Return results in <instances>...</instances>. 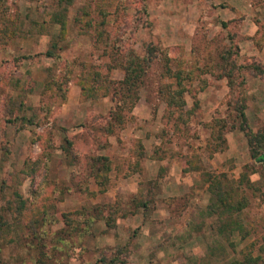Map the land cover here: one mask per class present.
<instances>
[{
	"label": "rangeland",
	"instance_id": "obj_1",
	"mask_svg": "<svg viewBox=\"0 0 264 264\" xmlns=\"http://www.w3.org/2000/svg\"><path fill=\"white\" fill-rule=\"evenodd\" d=\"M58 1L0 0V264H229L242 253L264 264L261 166L246 136L264 132V76L242 71L233 92L246 132L215 123L234 98L222 51L254 62L264 1ZM54 12L65 13L64 31ZM150 47L185 72L182 109L167 104L178 87L160 57L137 94L122 87L123 54L143 58ZM118 103L121 121L108 131ZM97 157L109 165L103 188ZM218 177L247 199L237 213L246 234H217L209 186Z\"/></svg>",
	"mask_w": 264,
	"mask_h": 264
},
{
	"label": "trees",
	"instance_id": "obj_2",
	"mask_svg": "<svg viewBox=\"0 0 264 264\" xmlns=\"http://www.w3.org/2000/svg\"><path fill=\"white\" fill-rule=\"evenodd\" d=\"M67 1V5H69V1L71 0H64ZM264 0H258L255 3V6L258 7L259 5H262L261 3ZM63 3V0H59L57 3V7L61 6ZM63 11H66L67 8H62ZM52 23L57 24L61 31L65 30L66 27V15L64 12H54L52 14ZM240 19V18H239ZM232 20L229 22L222 23L223 26H230L232 24ZM258 30H260V36L264 38V25L260 23L259 21H255ZM254 38V44L259 48L262 46L263 40H261L257 35ZM232 39V36H229ZM166 53V54H165ZM147 56L143 58L136 57L131 52H125L123 54L122 59V67L124 70V79L121 82L122 87H126V90L128 93L137 94V90L139 88V85L142 84V79L147 74L148 69L150 67V64L153 60L160 57L161 61H165V70L163 73V76H167L170 79H175L177 82V90L173 92V95L171 94L168 97L167 104L169 106H175L178 109H182L184 106V103L181 101L176 100V96H181L185 92V88L183 84H181L180 81L183 80L185 72L181 69L173 70L170 66H168V62L171 60V55L167 53V51L164 50L161 51L158 47H150L147 50ZM46 55L48 57H53V53L47 51ZM237 48L235 47H227L222 51L220 62H218L219 68L225 72V76L228 79V87L230 88V92L232 93V103H231V113L228 114L227 118L225 120H219L215 121L216 124H221V128H225L227 130L232 131L233 129H239L240 131L246 132V117L244 114V106L240 103L238 98L233 95V92L244 84L243 74L242 71L248 70L252 74H255L256 76H264V65L258 62L255 58L253 59L254 62H252L249 66L248 65H238L237 64ZM237 78L240 79V82L238 83L236 80ZM237 82V84H236ZM123 87V88H124ZM176 95V96H175ZM136 96V95H135ZM137 99V96L134 98V100ZM119 103L117 107L111 112V120L114 121V125L108 126V131H111L115 125H117L121 121V112ZM50 120H55V116H50ZM246 136H248V150L251 159L255 160L260 166V179H262V187L264 188V153L262 151L264 146V132L260 130L256 134H248L246 132ZM66 145L62 147V150L66 153L70 152V149L72 148V144L69 140L65 138ZM92 172L95 176L96 183L99 187H102L105 185L107 181V173L109 171V165L106 161V158L104 157H97L92 158ZM256 173V172H252ZM223 174L220 175V178L223 179ZM240 183H246V188H253L254 185L250 182L248 175L242 174L241 175ZM225 185L224 180H221L218 178H214L212 181H210L209 191L211 193V205H210V213L212 215H215L217 219L220 221V225L217 227V234L221 237L232 236L233 234H246L244 232L241 223L238 221L237 213H240L246 206H247V199L246 198H237L235 196V191L232 188V186ZM262 196L264 198V191L262 193ZM143 206L146 207L147 203L143 202ZM105 222L106 225H110L113 221L110 216H106ZM66 223L68 224L69 220L66 217L65 219ZM5 225L3 224V219L0 217V235L4 236V230ZM258 258L252 256L251 254H244L242 253L240 258H234L229 261V264H257ZM41 264H46V261H41Z\"/></svg>",
	"mask_w": 264,
	"mask_h": 264
},
{
	"label": "crops",
	"instance_id": "obj_3",
	"mask_svg": "<svg viewBox=\"0 0 264 264\" xmlns=\"http://www.w3.org/2000/svg\"><path fill=\"white\" fill-rule=\"evenodd\" d=\"M254 14L256 15V17L262 22L264 23V8L263 7H259L255 9ZM255 27V26H254ZM255 29L257 30V27H255ZM258 38V37H257ZM250 53L252 55H254V57L256 58L257 61L261 62L264 65V40L262 43V46H260L259 48L254 44L251 45L250 48Z\"/></svg>",
	"mask_w": 264,
	"mask_h": 264
}]
</instances>
